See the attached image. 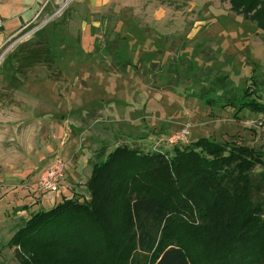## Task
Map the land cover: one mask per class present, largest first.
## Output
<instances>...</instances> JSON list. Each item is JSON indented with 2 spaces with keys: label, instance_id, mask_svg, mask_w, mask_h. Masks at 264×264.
Here are the masks:
<instances>
[{
  "label": "rangeland",
  "instance_id": "1",
  "mask_svg": "<svg viewBox=\"0 0 264 264\" xmlns=\"http://www.w3.org/2000/svg\"><path fill=\"white\" fill-rule=\"evenodd\" d=\"M253 94L264 107V33L229 0H0V264H19L25 206L65 194L35 192L56 158L84 172L82 154L202 138L264 155V113H239Z\"/></svg>",
  "mask_w": 264,
  "mask_h": 264
},
{
  "label": "trees",
  "instance_id": "2",
  "mask_svg": "<svg viewBox=\"0 0 264 264\" xmlns=\"http://www.w3.org/2000/svg\"><path fill=\"white\" fill-rule=\"evenodd\" d=\"M229 3L264 33V0ZM254 96L239 113H264ZM86 185L89 199L64 198L17 228L9 246L19 264H264V155L254 148L207 138L172 155L121 145L98 154Z\"/></svg>",
  "mask_w": 264,
  "mask_h": 264
},
{
  "label": "crops",
  "instance_id": "3",
  "mask_svg": "<svg viewBox=\"0 0 264 264\" xmlns=\"http://www.w3.org/2000/svg\"><path fill=\"white\" fill-rule=\"evenodd\" d=\"M83 156L84 155L82 154L78 160L84 162V165L83 166L85 167L86 173H84L85 171L84 172L78 171L77 168L74 169V172L73 173H71L69 170H67L68 165L72 161V160L69 159L67 161V163H66L65 181H64V183L62 184V186L60 188V193L62 191L63 193L65 192V194L60 195V194H58L59 193L58 192L57 195H60L61 198L58 199L57 196L54 197V195H53V197H51L53 199L49 198V199H51V202L50 203H47V204H44V202H45L44 200L48 199L49 196L48 197L45 196L42 199L44 202L41 204V206L40 205H37V206L33 207L32 209L30 208V207H32L31 204L25 206V207H29V208L24 209V212L21 213V217L23 219L28 218V216H30L32 213L38 212L40 210V208H42V210H48V208L51 209L54 206H56L57 204H59L60 202H62V200H63L64 197H69L72 194L71 191H70V194L69 195L67 194L69 192V188L70 187L71 188H76V191H74V193L79 192V190L81 189V187L79 185L84 184L86 181H88L90 179V177L92 175V168H93V164H91V161L93 162V159L90 158L89 155H88L89 158L85 161V160H83ZM78 160L75 159L73 161H78ZM71 174H73V175H71ZM80 175H81V177H80ZM73 176H74V179L75 180L68 182V178L71 179V177H73ZM84 188H85V186H84ZM51 206H53V207H51ZM13 235H14V233H13Z\"/></svg>",
  "mask_w": 264,
  "mask_h": 264
},
{
  "label": "built area",
  "instance_id": "4",
  "mask_svg": "<svg viewBox=\"0 0 264 264\" xmlns=\"http://www.w3.org/2000/svg\"><path fill=\"white\" fill-rule=\"evenodd\" d=\"M185 135L188 133L185 131ZM66 164L60 158H56L48 167V169L41 174L35 192L39 196L47 193L60 192V188L65 181Z\"/></svg>",
  "mask_w": 264,
  "mask_h": 264
}]
</instances>
